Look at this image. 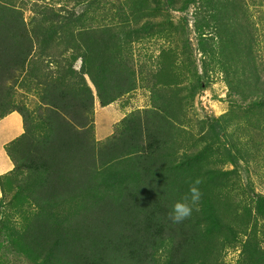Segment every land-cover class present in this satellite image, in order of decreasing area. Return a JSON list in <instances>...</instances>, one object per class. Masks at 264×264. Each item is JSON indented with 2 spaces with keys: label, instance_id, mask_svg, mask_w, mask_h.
Returning a JSON list of instances; mask_svg holds the SVG:
<instances>
[{
  "label": "trees",
  "instance_id": "trees-1",
  "mask_svg": "<svg viewBox=\"0 0 264 264\" xmlns=\"http://www.w3.org/2000/svg\"><path fill=\"white\" fill-rule=\"evenodd\" d=\"M16 1L0 0V120L17 113L23 127L5 146L13 170L0 177L1 189L11 193L1 225L16 259L221 264V253L238 238L237 221L250 216L247 205L238 214L231 185L222 182L238 179L241 166L233 160L234 169L222 172L209 149L186 145L180 124L183 53L178 55L176 46L160 47L154 66L145 69L144 63L135 67L130 49L148 38L172 42L166 16L196 5L195 16L203 19L197 49L205 70L225 75L232 103H248L244 119L249 115L247 122L252 119V127L264 134V41L249 13L263 0L89 2L94 15L111 14L108 24L75 14L88 0H64L73 2L69 10L46 6L58 0H25L31 4L27 23ZM182 22L181 30L188 28V20ZM138 86L150 91V107L130 112L108 138L95 141L94 99L105 108ZM205 88L198 78L193 90ZM17 90L37 95L33 109L15 103ZM184 145L189 152L178 155ZM193 186L201 192L198 204L190 217L174 223L169 219L173 205L190 202ZM245 190L264 218V197L248 185ZM251 237L237 264H264V253Z\"/></svg>",
  "mask_w": 264,
  "mask_h": 264
},
{
  "label": "rangeland",
  "instance_id": "rangeland-1",
  "mask_svg": "<svg viewBox=\"0 0 264 264\" xmlns=\"http://www.w3.org/2000/svg\"><path fill=\"white\" fill-rule=\"evenodd\" d=\"M18 1H24L25 4L22 5ZM18 1L15 2V5L22 11L24 20L28 23L31 16L29 11L31 4H27L25 0ZM91 1L88 0V5L76 6L75 14L77 16L84 14L85 19L94 18L96 21H100L102 18L105 23H110V13L105 17L94 15V8L89 3ZM101 1L103 3L114 2L113 0ZM72 4V1L67 3L64 0H58L47 2L46 6L69 10ZM107 7L110 8L109 5ZM196 8L197 6L193 5L185 13L171 11L170 15L166 16L171 21L169 27L172 29V42L169 39L166 41L148 38L140 43L132 44L130 51L135 67L138 68L140 64L144 63L145 69L154 66L155 57L160 47L174 48L176 46L177 54L183 53L179 58V66L183 69L184 82L180 90L181 97H185V108L180 117L181 123H178L182 124L181 129L186 133V145L195 143L198 151L203 152L205 148L209 149L213 157L211 160L220 161L217 166L222 172L234 169V165L231 164L233 160L239 162L241 169L238 170V179L229 177L223 179L222 182L224 185H231L232 195L240 206L238 214H243L244 205L250 207L251 211L247 219L237 221V228L240 232L243 230L245 233L240 235L239 232L234 245L225 248L220 257L221 264H237L241 257L243 243L251 236L249 241L253 239L258 242L260 250L264 253V218L257 215L255 202L245 190V185H248L253 193L264 197V134L252 127L254 124L252 119L249 120L253 122L252 124L247 122L250 119L249 115H245L244 119L243 111L247 108L248 103H240L238 100L232 103L234 99L228 95L229 89L225 82V75L216 69L212 72L205 70L203 54L197 49L198 37L203 34V19L201 15L195 16ZM114 10L112 9L111 12L113 13ZM249 13L253 15L255 30L260 34V39L264 41V0L258 10L257 8H250ZM158 19L161 20V18ZM183 19L188 20L189 26L181 30L179 25L183 23ZM186 40L189 41L188 44ZM261 44L264 45V43ZM188 45L193 51L191 60L186 58L189 51ZM182 61H184L183 64H181ZM75 67L78 68L79 64ZM53 70L54 67L51 68V71ZM200 77L204 80L206 88L200 91L193 90ZM35 93L38 94L36 90ZM36 97L34 92L17 90L15 103H22L27 109H33ZM150 101V91L142 86H138L133 92L105 108H101L95 98L93 104L95 141H104L112 134L116 124L124 116L132 111L150 107ZM15 114H11L10 118L0 121V162L2 163L4 161L3 145L10 142L14 136H18L20 128L22 130L21 121ZM211 119L220 120V123L212 124ZM186 145L178 151V155L189 152ZM222 160L223 162H221ZM12 170L13 168L10 167L1 170L0 177L11 173ZM10 195L11 193L4 192L0 186V264H26L22 258L19 261L16 259L17 250L13 248L12 239L2 230L1 218L8 213L6 203L10 199Z\"/></svg>",
  "mask_w": 264,
  "mask_h": 264
},
{
  "label": "clouds",
  "instance_id": "clouds-1",
  "mask_svg": "<svg viewBox=\"0 0 264 264\" xmlns=\"http://www.w3.org/2000/svg\"><path fill=\"white\" fill-rule=\"evenodd\" d=\"M12 114H15V113H12ZM11 115V114H10ZM16 115H18L17 113H16ZM9 116V115H8ZM7 116V117H8ZM19 116V115H18ZM6 118V117H5ZM19 118H20V120H21V126H22V119H21V117L19 116ZM4 119V118H3ZM2 119V120H3ZM1 121V120H0ZM22 133H23V127H22ZM21 133V134H22ZM20 134V135H21ZM19 135V136H20ZM18 137V136H17ZM17 137H15V138H17ZM14 138V139H15ZM14 139H12V140H14ZM11 140V141H12ZM10 141V142H11ZM9 143V142H8ZM7 143V144H8ZM6 144V145H7ZM6 145H4V147H3V151H5V146ZM5 155H6V153H5ZM6 157H7V155H6ZM8 158V157H7ZM9 160V159H8ZM10 162V161H9ZM11 163V162H10ZM11 165L13 166V164L11 163ZM200 183V181L199 180H197L196 182H195V184H199ZM189 192H190V202H187V200L186 201H178V202H176L174 205H173V207H172V210H171V212L169 213V219H171L174 223H180V222H182L183 220H185V219H187L188 217H190L191 215H192V212H193V209H194V207L198 204V202H199V200H200V198H201V192L199 191V189H198V187H196V186H193V187H191L190 188V190H189Z\"/></svg>",
  "mask_w": 264,
  "mask_h": 264
},
{
  "label": "crops",
  "instance_id": "crops-1",
  "mask_svg": "<svg viewBox=\"0 0 264 264\" xmlns=\"http://www.w3.org/2000/svg\"><path fill=\"white\" fill-rule=\"evenodd\" d=\"M13 115H14V114H13ZM15 115H16V114H15ZM9 116H11V115H9ZM9 116L6 117V118H4V119L10 118ZM16 116H17V115H16ZM17 117H18V120L21 121L20 118H19V116H17ZM21 133H22V130H21V128H20V132H19L18 134L20 135ZM19 135H18V136H19ZM15 137H17V136H14V138H15ZM14 138H13V139H14ZM3 147H4V145H3ZM3 150H4V149H3ZM3 158H4L3 163L0 162V171H1V170H4V169H7V168H9V167H10V168H13V166L11 165V163L9 162L8 158H7L6 155H5V151H4Z\"/></svg>",
  "mask_w": 264,
  "mask_h": 264
}]
</instances>
